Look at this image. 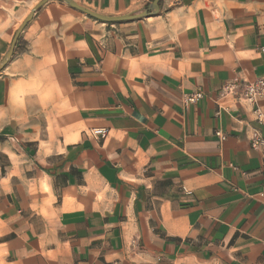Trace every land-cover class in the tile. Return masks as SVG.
<instances>
[{
  "label": "crops",
  "instance_id": "crops-1",
  "mask_svg": "<svg viewBox=\"0 0 264 264\" xmlns=\"http://www.w3.org/2000/svg\"><path fill=\"white\" fill-rule=\"evenodd\" d=\"M263 76L264 0H47L0 69V264H264V121L218 95Z\"/></svg>",
  "mask_w": 264,
  "mask_h": 264
},
{
  "label": "built area",
  "instance_id": "built-area-1",
  "mask_svg": "<svg viewBox=\"0 0 264 264\" xmlns=\"http://www.w3.org/2000/svg\"><path fill=\"white\" fill-rule=\"evenodd\" d=\"M203 92L201 89H196L191 93H186L183 95L181 103L184 107H188L197 101L198 98L202 96ZM219 97H225L226 95H235L238 99L247 101L248 103L254 105L253 112L255 113L257 119L261 122L264 121L261 111L256 106V102L260 97H264V76L253 79L251 81H246L244 83H238L235 81H228L221 85L218 91ZM94 136H102L105 134V129L97 128L90 131ZM216 134L222 138L219 131ZM264 139L257 133H254L251 138V146L254 149H258Z\"/></svg>",
  "mask_w": 264,
  "mask_h": 264
},
{
  "label": "water",
  "instance_id": "water-1",
  "mask_svg": "<svg viewBox=\"0 0 264 264\" xmlns=\"http://www.w3.org/2000/svg\"><path fill=\"white\" fill-rule=\"evenodd\" d=\"M47 0H39L34 6L33 8L30 10V12L26 15V17L22 20V22L20 23V25L18 26V28L16 29L13 37H12V40H11V43H10V46H9V49L7 51V53L5 54V56L3 57V59L1 60L0 62V69L3 67V65L5 64V62L10 58L11 54H12V51H13V48H14V45H15V42L18 38V35L20 33V31L22 30L23 26L25 25V23L31 18L33 12L38 9L43 3H45ZM65 1L68 5H70L71 7L99 20V21H102V22H117V21H124V20H129V19H134V18H138V17H143V16H148L152 13H154L157 8H158V1L159 0H152L150 6L148 9L140 12V13H136V14H128V15H122V16H105V15H101V14H98L82 5H79L78 3H76L75 1L73 0H63Z\"/></svg>",
  "mask_w": 264,
  "mask_h": 264
}]
</instances>
